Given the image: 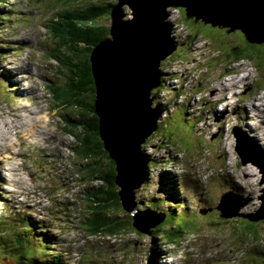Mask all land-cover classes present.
Instances as JSON below:
<instances>
[{
	"label": "rangeland",
	"instance_id": "1",
	"mask_svg": "<svg viewBox=\"0 0 264 264\" xmlns=\"http://www.w3.org/2000/svg\"><path fill=\"white\" fill-rule=\"evenodd\" d=\"M102 1H0V120L13 119L11 129L5 127L0 138L6 145L9 141L12 145L16 141L11 150L0 146V232L3 236L0 239V264L3 260L11 262L9 256L17 258L22 252L31 256L33 251L51 260L54 255L62 254L61 264H148V261L155 264H264V218L253 222L233 215L220 217L216 209L220 195L228 191L239 195L242 201L251 197L240 207L241 212L255 213L260 208L264 171L247 162L241 163L234 149L231 129L239 126L242 132L253 138L264 166V144L260 145L254 135L258 134L263 141L264 118L260 121L249 119L244 117L242 109L237 113L235 108H230L227 112L229 107L225 109L219 100L215 107L210 102L219 96H230L234 104L248 103L250 106L251 103H264V99L260 98L264 93V45L248 42L240 29L231 30L230 26H209L203 22L193 25L185 18L184 23L180 14L176 15L179 26L171 22L172 37L180 32L190 38L184 39L174 53L161 60L160 69L168 71L173 88L188 89L185 95L168 102L169 114L142 143V150L149 156V170L144 186L135 189L136 207L144 210L151 206L159 212L164 211V225L167 224L166 228L170 229L177 226L178 236L171 238L163 232L153 238L155 231H160L158 225L152 226L148 233H141L129 224L114 236L89 231L87 224L90 219L88 222L87 219L92 217L94 197L88 198L84 194L88 193L86 187L100 182L96 176L92 174L91 177L85 172L90 159L76 155L73 150V146L79 143L78 137L84 138L85 130L76 123L69 127L72 133L67 129L70 124L65 117L67 113L75 118L78 109L55 102L50 91L52 85L68 87L70 73L66 66L59 63L77 64L75 58L78 52L74 49L68 52V48H64L65 45L55 34L59 24L50 19L58 20L59 14L66 9L79 11ZM166 20L169 21L168 17ZM92 23L109 25V17ZM214 27L234 33L231 42L243 45V53H249L251 57L236 62L234 56L223 54L220 50L228 48L223 43L225 35ZM57 45L60 48L58 51ZM53 49H56L55 53ZM66 50L70 55L65 58L63 53ZM166 66L168 68L164 69ZM233 68L241 70L223 75L225 70ZM7 70L12 75L7 74ZM233 77L248 78L238 83L228 81V90L223 94H214V85L222 87L223 80L226 83ZM166 91L160 96L167 95ZM190 95L196 102L189 110L191 115H187L189 103L186 99ZM166 97L170 99L169 95ZM24 107L33 113L26 112ZM13 109L31 119L21 126V132L16 122L18 118L9 114ZM218 109H225L226 117L221 118V133L213 137L216 128L210 127V121L213 112ZM247 109L254 115L250 107ZM199 111H202L201 117L197 114ZM220 115L224 114H215V118ZM34 118L42 127L48 120L44 127L47 133L37 132L42 129L36 127L35 133L38 134L32 139L22 128L34 126ZM205 120L209 125L205 127L207 132L202 133ZM250 122L254 129L248 128L247 123ZM2 126L1 122L0 128ZM62 155L69 160L64 161ZM90 165L94 172V166L98 164ZM246 170L251 176L246 175ZM164 171H169L170 177L174 174L175 189L160 183ZM232 178L240 180L246 190L238 189V183L235 184ZM203 183L207 185L208 193H204L207 189L203 188ZM173 194L177 200L171 198ZM205 194L213 205L204 201ZM152 196L157 199L151 201ZM166 199L172 205L165 203ZM175 203L180 205V208H174L176 213L173 209L168 210ZM114 211L117 215L132 217L130 211H121V208ZM131 212L134 213V210ZM249 222L254 224L249 225ZM248 225L251 230L246 228ZM42 228L49 230L48 233ZM18 246H22L23 251L12 254L10 250ZM47 246L53 249H47ZM158 251L159 257L154 254Z\"/></svg>",
	"mask_w": 264,
	"mask_h": 264
},
{
	"label": "water",
	"instance_id": "2",
	"mask_svg": "<svg viewBox=\"0 0 264 264\" xmlns=\"http://www.w3.org/2000/svg\"><path fill=\"white\" fill-rule=\"evenodd\" d=\"M172 6L184 9L187 20L194 18L195 22L201 20L212 26H230V29H240L250 43L264 42V0H116L112 4L108 25L110 35L92 48L89 62L94 81L93 102L98 118V134L115 164L114 182L118 187L121 205L128 212L137 203L134 200L135 189L147 177L149 157L141 145L159 125L161 109L157 105L152 106L154 96L151 91L161 84V60L174 53L178 47L171 37L169 17V21L166 20V9ZM251 13L254 18L250 17ZM254 25L257 26L254 28ZM145 114L150 118L146 119ZM143 117L145 124L149 120L146 124L148 127L142 125ZM221 118L216 116L217 121ZM241 130L236 125L231 129L234 149L241 163H246L249 155L264 171L259 148L257 150L253 138ZM217 135L216 132L213 137ZM136 151L139 158L135 161ZM245 155L248 160H245ZM133 174L138 175V178H133ZM130 197L132 203L125 200ZM250 198L242 201L232 191L224 192L219 197L216 209L221 217L233 215L253 222L263 219L264 193L259 196L261 206L258 211H240V207ZM133 214L132 225L141 233V227H147L150 231L152 226L163 222L166 216L164 211L151 208L140 210L135 216ZM139 215L144 226L138 222Z\"/></svg>",
	"mask_w": 264,
	"mask_h": 264
},
{
	"label": "trees",
	"instance_id": "3",
	"mask_svg": "<svg viewBox=\"0 0 264 264\" xmlns=\"http://www.w3.org/2000/svg\"><path fill=\"white\" fill-rule=\"evenodd\" d=\"M0 1L5 2L6 0H0ZM115 1L116 0H103L102 2L99 3H92L88 5L86 8L79 11H77V9L68 11L66 12L67 13L66 19H68V21H66V23L64 22L65 24L61 21L58 22V24L62 25V27H60L58 31V26H56L55 28L56 37L60 41L63 40L65 41V43L64 41L61 42V44L64 43L63 44L65 45L64 48H68L67 49L68 52L69 49H74L76 50V52H78L75 58L76 60L75 62L77 64L75 65L72 64L69 66L67 61L66 62L60 61L59 64H61L62 66H66L68 72L70 73V81H68V87H65L63 85L61 86L52 85V87H50L51 95L55 102L59 104H62L63 102V105L74 106L78 109V115L75 118L74 117L71 118L70 115H68L67 113H66L67 116L65 117L67 118L66 122L70 124L67 128L69 131L72 132V129H69V127H72L76 123L82 125L83 129L85 130L84 138L78 137L80 140L78 143L79 146H73V150L76 153V155L90 159V162L86 163L87 166L85 168V172L87 173V175H91V177L93 174L94 176H96L97 179H99L100 182L99 184L86 187V190L88 192L87 194H90L91 197H94V207L92 209L93 210L92 217L90 218L88 217L87 219V222L89 219L91 220V222L87 224V226H89L88 229L92 233L100 232L99 234L103 233L110 236H114L117 233L124 231L125 227L128 226L129 224L132 226V228H134L132 225L133 216L132 217H130V215L124 216L123 214L117 215L115 214L116 212L114 211L116 209L118 210L119 208H121L120 207L121 200L118 195V187L114 182L116 175L115 164L109 158L108 153L104 149L102 140L100 139L98 134V118L94 112V102H93L95 95L94 81L90 69L91 63L89 62L90 61L89 54L92 48L98 42H100L101 39L110 35L108 25L93 24L92 22L96 20L99 21L100 18H103L105 16L109 17L110 7ZM178 8L183 11V14L181 15V20L184 23H186L184 21L186 19L184 9H182L181 7ZM73 11H77V12L73 13ZM60 16L64 18L65 21V16L64 15H60ZM61 28H63L64 31ZM69 33L71 34L69 35ZM189 38L190 37H188V39ZM262 45H264V42L262 43ZM67 50L63 53L65 58L68 57V55H70V54L67 55ZM250 57L251 54L249 53L244 54L243 51H240L234 55L236 62L245 60V58H250ZM158 87H159L158 89L157 87L154 88L152 92L155 93L156 90H159L162 87V84ZM187 109L189 110V106ZM71 119L73 120V122ZM84 139H86V141ZM92 159L94 161H92ZM90 163L98 164L97 166H94L95 168L94 172ZM148 165L149 163L147 164V167ZM81 171L83 170L81 169ZM146 178L147 177H145V180ZM171 198H175V200H177L174 194L173 196H171ZM154 199H157V197L152 196L151 201H155ZM167 199L164 202L167 204H171L170 200ZM177 205L178 204L175 203V205L170 206V209L168 210L173 209L176 213V210L180 208V205L178 206ZM176 207L177 209L175 210L174 208ZM121 211H123L122 208ZM165 222H166V218L164 219L163 222L159 223L160 225L159 224H157L158 226L156 225L157 228L160 227V231L159 230L155 231L153 238L157 237L163 232L168 236H171V238H175L176 236H178V232L176 231L177 226H174L175 229L166 228L167 224L164 225ZM248 224L253 225L254 223L249 222ZM173 225L174 224H171V226ZM249 225L246 228H249ZM22 227L24 228L25 226ZM26 229H29V227H27ZM246 232L249 234V230ZM2 237L3 236H0V239ZM0 245H2L1 242ZM47 249L52 250L53 248L47 246ZM18 250L19 249L16 248V251ZM13 251L14 250H12L11 253ZM31 256H26L24 252H22V255L20 257L14 258V260L18 264H22L23 263L22 260H24V264H40L39 260L41 259L45 260L44 259L45 256L43 255L37 256L36 254H34ZM19 258L22 259L21 260L22 263L19 261L20 260ZM49 260L51 261L50 264H61V262L63 261L61 255H54L52 260L51 259ZM43 262L44 261H42V263ZM45 263L48 264L49 261H46ZM148 264H155V263L153 262L151 263L150 261H148Z\"/></svg>",
	"mask_w": 264,
	"mask_h": 264
},
{
	"label": "bare ground",
	"instance_id": "4",
	"mask_svg": "<svg viewBox=\"0 0 264 264\" xmlns=\"http://www.w3.org/2000/svg\"><path fill=\"white\" fill-rule=\"evenodd\" d=\"M75 9V8H74ZM253 10V9H252ZM68 11H71V9H66V10H64L62 13H60L59 14V16L60 15H64L65 16V21H64V18H62L61 16H60V18L58 19V20H55V18H51L50 19V21L51 22H55V21H57V22H59V21H61V22H65L66 23V21H68V19H66V12H68ZM166 12L168 13L167 14V17H170L169 19H170V21H173L174 23H176V25L177 26H179V24H178V20H176V15L177 14H179L180 13V11H179V9L178 8H167L166 9ZM241 13V12H240ZM249 14V13H248ZM250 17H252V18H254L255 16H254V14L253 13H251L250 14ZM64 23V24H65ZM68 25V24H67ZM56 26H58V25H56ZM257 25H254V28L256 27ZM60 27H62V25H59L58 26V31H59V29H60ZM52 28H53V26H52ZM55 28V27H54ZM62 30H63V28H61ZM172 30H173V27H172ZM64 31V30H63ZM263 31V30H262ZM264 32V31H263ZM71 33H69V35H70ZM176 36H178V38H180V39H188V37H187V35H186V33H184V34H180V32H176ZM67 37H69V36H67ZM171 37H172V34H171ZM173 38V37H172ZM174 39V38H173ZM175 40V39H174ZM64 41V40H63ZM63 41H61V42H63ZM70 41V40H69ZM68 41V42H69ZM176 42H177V44L178 45H180L181 43L179 42V41H177V40H175ZM67 42V41H66ZM64 43H65V41H64ZM63 43V44H64ZM263 43V42H262ZM262 43H258L259 45H261ZM21 44V43H20ZM60 46V45H59ZM56 47V46H55ZM57 51L60 49L59 47H58V45H57ZM56 49H53V51H54V53H55V51H56ZM200 49H202L201 47H199V50ZM201 51V50H200ZM221 51V50H220ZM202 52V51H201ZM61 54V53H60ZM59 55V54H58ZM191 58L192 59H195V58H193V56H191ZM241 61H243V60H241ZM210 64H212L211 62H210ZM12 65V64H11ZM147 67V66H146ZM28 68H29V70L30 71H32L31 70V67L28 65ZM164 68V67H163ZM168 68V66H166L164 69H167ZM239 70H241L240 68H233V69H231V70H225V72L223 73V75L224 74H232V73H236L237 71H239ZM7 74H9V75H12L11 73H10V71L9 70H7ZM151 74H152V72H151ZM165 75V76H164ZM168 75H169V73H168V71H164L163 73H162V76H164V79H161V84H162V87L159 89V90H156V92L155 93H153L152 91H151V95H153L154 96V98H153V100H152V106H155V105H157V106H159L160 107V109H161V114H160V116H159V118H158V121H159V123H160V121L163 119V118H165L168 114H169V112H168V102L170 101V100H172V99H176V97H181V96H183V95H185V91H186V89H188V87H176V88H173L171 85H172V83H171V81H170V79L168 78ZM204 75H205V77H207L206 75H207V72H205L204 73ZM183 78H185L186 79V76H183ZM248 78V77H247ZM246 77L245 78H241V79H239V78H235V77H233V78H231V79H228V80H226V83L224 82L225 80H223L222 82H221V85H222V87H219V86H217V85H214V88H213V90H214V94H220V93H224L226 90H228L229 89V84L227 83L228 81H233V82H239L240 80H242V79H247ZM185 79H183V80H185ZM210 80H211V78H210ZM49 86H51V85H49ZM264 89V88H263ZM153 90V89H152ZM165 90H167L166 91V94L167 95H165V96H160V93L161 92H163V91H165ZM189 90H191V89H189ZM262 90V89H261ZM71 91V90H70ZM175 91H177V94H175ZM185 92V93H184ZM156 94V95H155ZM169 95V97H170V99L169 100H167V104L165 103L166 102V96H168ZM211 95V94H210ZM234 96H236V94L234 95ZM156 97H157V99H156ZM215 97V96H214ZM261 99L263 98L264 99V95H263V93H262V97H260ZM61 99V98H60ZM257 99H259V98H257ZM161 100H162V102H161ZM186 100H188V103L189 104H191L192 103V105H194L193 103L194 102H196V101H192V99H191V96H189L188 97V99H186ZM217 100H219L221 103H223L224 105H225V109L227 108V107H229L228 109H227V112L229 111V109L230 108H235L236 109V111H237V113H238V111H239V109H242L245 113H244V117H247L248 116V118L249 119H253V118H256V119H258V121H260V119L261 118H264V103H260V104H256V103H251L250 104V106H248V103H243L242 105H240V104H234L231 100H230V96H226V98H224L223 96H219V97H216V100H211L210 102L212 103V106L213 107H215V103L217 102ZM58 101V100H57ZM59 101H61V100H59ZM245 102V101H244ZM62 104H63V102H62ZM61 105V104H60ZM66 106V105H65ZM64 106V107H65ZM231 106H233V107H231ZM248 107H250L253 111H252V113L253 112H255L254 113V115H252V114H250L249 113V111H248ZM257 108V110L255 109V108ZM20 108V107H19ZM28 108V107H27ZM26 107H24V109H25V111L26 112H31V113H33V111H30L29 109H27ZM224 109V110H225ZM245 109V110H244ZM147 110H149V109H146L145 111H147ZM175 109H173L172 111H174ZM188 110V109H187ZM224 110H222V109H218V110H216L215 112H213V119H212V122L210 121V127L211 128H216V132L218 133V134H220L221 133V130H222V126L220 125V123L222 122L221 121V119L219 120V121H217L216 120V118H215V114H224V115H220V116H217V117H221L222 116V118H224V117H226V115H225V112H223ZM24 111V110H23ZM45 111V110H44ZM258 111V112H257ZM10 116H12V117H17L18 118V120L16 121L17 123H18V127L20 128V132H21V126H24V124L25 123H27V122H29V121H31V119H27V116H22V113L21 112H18L17 111V109H13L12 111H10ZM148 114H149V112H148ZM198 114V116L199 117H201V115H202V111L200 112H198L197 113ZM187 115H191L190 113H189V110L187 111ZM22 116V117H21ZM145 116H146V119H149L150 117L147 115V114H145ZM1 117V116H0ZM212 118V117H211ZM67 119V118H66ZM202 119V118H201ZM34 120H36L35 118H34ZM72 120V119H71ZM141 120H143V123H142V125L144 126V127H148L146 124H147V122H149V120H147V122H146V124H145V118L143 117V119H141ZM207 120V119H206ZM206 120H205V122H204V124H203V127H202V133H205V132H207V129L205 128L206 126H208L209 124H207L206 123ZM67 121H69V120H67ZM199 121H200V119H199ZM3 123V126L0 128V136L1 135H3L2 133H3V130L5 129V127L8 129V130H10L11 129V127L13 126L12 125V123H13V119H11V120H6V118L5 119H3L2 118V120H0V123ZM36 124L34 125V126H31L30 128H27V127H24V128H22L23 129V132L25 133V132H27V134H30V136H31V138L32 139H35L36 138V135L38 134L37 132H40L41 134H45V133H47V131L44 129V127L46 128V125H47V122H48V120H46L45 121V126L43 125V127L41 126V124L39 123V121L38 120H36V121H34ZM72 122H73V120H72ZM247 122H249V121H247ZM39 123V124H38ZM259 123V122H258ZM248 124V128H251V129H254V127H252V123L250 122V124L249 123H247ZM15 126V125H14ZM26 126V125H25ZM36 127H38V128H40V129H42V130H37L36 129ZM87 127V126H86ZM234 127V126H233ZM232 127V128H233ZM218 128V129H217ZM86 129H89V128H86ZM245 129V128H244ZM37 130V132L35 133V131ZM248 130V129H247ZM19 132V133H20ZM258 132V131H257ZM90 134V133H89ZM88 134V135H89ZM9 135V134H8ZM255 135V137H256V140H258L259 141V144L260 145H263L264 144V137L262 136V138H263V141H262V139L260 138V136L258 135V134H254ZM10 136V135H9ZM28 136V135H27ZM85 136V135H84ZM90 136V135H89ZM39 137V136H38ZM77 137H78V135H77ZM87 137V136H86ZM80 138V137H79ZM39 139V138H38ZM88 139V138H87ZM90 139V138H89ZM85 141H86V139H84ZM80 141V140H79ZM16 141H14L13 142V145H12V143H11V141H9V144L8 145H6V143H4L3 141H1V138H0V146H4V147H6L7 149H9V150H11V149H14V147H15V143ZM83 142V141H82ZM10 145H12V146H10ZM9 146V147H8ZM77 146H79L78 144H77ZM83 146V145H82ZM264 147V146H263ZM84 150V149H83ZM82 152V151H81ZM167 152H169V151H167ZM219 152H221L222 153V151H219ZM79 153H80V151H79ZM84 155V154H83ZM248 157H249V160H248V158H247V156L245 155L244 156V158H245V160H248L247 161V163H248V165H253V166H255V167H259L260 165H257L256 164V162H253L250 158H251V156H249L248 155ZM136 158L138 159L139 158V155H138V151H136V155H135V161H136ZM153 159V158H152ZM149 161V160H148ZM140 165V164H139ZM254 167V168H255ZM136 169H137V166H136ZM260 169H262L261 168V166H260ZM247 172H246V175H249L248 173V170H246ZM165 173H164V175H163V177L160 179V183L163 185V186H169V187H171L172 189H175V187H176V182H174V180H173V177H174V174H172V176L170 177V175H171V173L169 172V171H167V173H166V171H164ZM231 176V175H230ZM249 176H251V175H249ZM132 177L133 178H138V175H135V174H133L132 175ZM245 177V176H244ZM57 179H60L59 177L57 178ZM168 179V180H167ZM233 180H234V183L236 184V183H238V189H242V190H246V186L244 185V186H242L241 185V183L239 182V181H237V180H235V178H232ZM25 181V180H24ZM1 182V181H0ZM233 183V187L235 188V189H237L236 188V185ZM204 184V183H203ZM143 187L144 186V182L142 183V184H140V186H139V188L140 187ZM203 186V188L206 190L207 189V185H202ZM241 186V188H239ZM60 188H62V185H60ZM193 190H194V188H192ZM248 190H250V188L248 189ZM209 191H208V189H207V192H204V193H208ZM224 193V192H223ZM86 197H90L91 195H88V194H84ZM135 195L136 194H134V200L136 199V197H135ZM203 198H205L204 199V201H206L207 203H210V204H214L213 202H211V201H209V200H207L206 199V194H205V197L203 196ZM125 200L127 201V202H131L132 201V198L130 197V198H125ZM175 201V200H174ZM179 201V200H178ZM218 202H219V199H218ZM218 202H217V204H218ZM132 203V202H131ZM125 205H126V202H125ZM151 206H148V208H150ZM121 208L125 211V209L122 207V205H121ZM3 209H4V206H3ZM151 209H153V208H151ZM132 210H134V214L136 213L137 214V212H139L140 210H141V207L140 206H137L136 207V203H135V205H134V208H132ZM131 212V211H130ZM132 213L133 212H131V215H132ZM133 214V215H134ZM135 216V215H134ZM31 217V216H30ZM139 217H140V220L138 221V222H140L142 225H143V223H144V221H143V219L141 218V215H139ZM32 218V217H31ZM135 223H136V225H138V223H137V218L135 217ZM1 222V221H0ZM90 222H91V220H90ZM145 224V223H144ZM144 226V225H143ZM142 228V230H143V232L142 233H145V232H148L149 231V229L147 228H144V227H141ZM42 230H44L46 233H48V231H46L44 228H42ZM52 234V233H51ZM48 235V234H47ZM52 235H54V234H52ZM0 236H2L1 235V232H0ZM55 236V235H54ZM56 237V236H55ZM173 242V241H172ZM18 249H19V251H23V247L22 246H18L17 247ZM21 248V249H20ZM0 249H1V245H0ZM4 249V248H3ZM160 252L158 251V252H156V253H154V254H156V256H158L159 257V254ZM24 254L26 255V252H24ZM34 254H36L37 256H39L40 254H37L35 251H33L32 252V254L31 255H34ZM60 255H62V254H60ZM6 257V256H5ZM8 257V256H7ZM10 257V260H11V262H9V261H5V260H3V258H2V260H3V263L2 264H18V263H16V261L14 260V257H11V256H9ZM32 257V256H31ZM45 260H43V259H41V260H39V262H40V264H46L45 262L46 261H49V263L48 264H50V260H49V258H44ZM42 261H44L43 263H42ZM207 262V261H206ZM31 263V262H30Z\"/></svg>",
	"mask_w": 264,
	"mask_h": 264
},
{
	"label": "flooded vegetation",
	"instance_id": "5",
	"mask_svg": "<svg viewBox=\"0 0 264 264\" xmlns=\"http://www.w3.org/2000/svg\"><path fill=\"white\" fill-rule=\"evenodd\" d=\"M188 22L187 23H190V24H193V25H197L199 23H201L202 21L201 20H198L197 22H194V18H190L187 20ZM210 26V25H209ZM216 28L218 31H220V33L224 34L225 37L223 38V43L224 45H226L228 48H223L221 51L223 54L227 55L228 57H232L234 56L235 54H237L238 52L240 51H244L245 47L241 44H238L237 42H231L232 38L235 37L234 36V33H228V29H225V28H218V27H214ZM227 30V31H226ZM241 31V30H240ZM242 32V31H241ZM243 34V32H242ZM244 36V34H243ZM245 38V36H244ZM233 41V40H232ZM181 43V42H180ZM14 250L12 252V254H15L16 253V248H12L10 250V252Z\"/></svg>",
	"mask_w": 264,
	"mask_h": 264
},
{
	"label": "built area",
	"instance_id": "6",
	"mask_svg": "<svg viewBox=\"0 0 264 264\" xmlns=\"http://www.w3.org/2000/svg\"><path fill=\"white\" fill-rule=\"evenodd\" d=\"M179 14H180V13H179ZM180 16H181V15H180ZM169 18H170V17H169ZM169 20H170V19H169ZM171 22L173 23V21H171ZM176 23H177V22H176ZM175 25H176V24H175ZM175 36H176V35H175ZM176 37H177V38H176ZM176 37H175L174 39L177 40V41H179V42H183L184 39H185V38H184V39H180V38H178V36H176ZM190 96H191V95H190ZM186 97H187V94H186ZM186 97H185V98H186ZM166 100H167V97H166Z\"/></svg>",
	"mask_w": 264,
	"mask_h": 264
}]
</instances>
